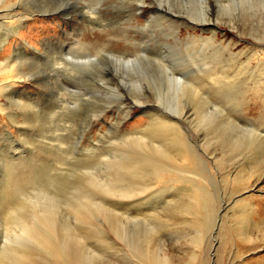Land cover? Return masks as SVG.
Listing matches in <instances>:
<instances>
[{"label": "rangeland", "instance_id": "obj_1", "mask_svg": "<svg viewBox=\"0 0 264 264\" xmlns=\"http://www.w3.org/2000/svg\"><path fill=\"white\" fill-rule=\"evenodd\" d=\"M15 2L18 14L34 17L2 46L0 59L22 43L40 50L22 67L46 83L30 82L19 97L0 99L19 122L0 113V199L11 176L31 172L34 179L11 204L22 194L26 208H50L70 243H96L114 264L126 242L138 238L152 239L173 264L194 251L195 264H208L218 249V264H264V10L228 0H0V8ZM191 54L204 61L191 57L195 66ZM54 60L63 69L54 70ZM191 81L203 82V90ZM163 115L180 121V135L210 185L201 248L191 244L199 233L180 174L156 180L142 173L127 188L130 171L118 167L139 150L141 141L131 138L145 134L149 152L159 144ZM117 176L124 186L117 187ZM244 198L255 212L252 243L239 241L235 226L234 206ZM221 224L228 235L223 246ZM26 244L33 247L12 245ZM38 254V262L51 261Z\"/></svg>", "mask_w": 264, "mask_h": 264}, {"label": "bare ground", "instance_id": "obj_2", "mask_svg": "<svg viewBox=\"0 0 264 264\" xmlns=\"http://www.w3.org/2000/svg\"><path fill=\"white\" fill-rule=\"evenodd\" d=\"M2 1L4 2L5 0H1V2ZM228 1L230 2L240 1L244 3L246 2L247 4L250 5L251 7L250 9L255 13L262 12V9L264 10V0H228ZM14 5L18 6L17 3L15 2L3 8H0V50L2 46H4V44L10 43L9 41L11 37L15 38L16 36H18L20 34L19 33L20 29L25 25V23L29 19L34 17V15H22L20 13L18 14L15 10L16 8H14ZM212 34L215 36L216 32L212 31ZM214 36H212V38ZM201 38H198V39L202 40ZM204 41L205 40H203V42ZM13 50L14 52L12 51L13 52L12 55H10L9 57L5 59H0V99L3 97L4 98H11L15 96L19 97L20 92L26 87L27 84L29 85L30 82H33V83L37 82L38 84H42V85L43 84L45 85L46 83V80L45 81L40 80L39 78H38L39 80H36V79L31 80L32 79L31 76L27 74L23 70V67H22L26 65V62H27L26 59L27 60L28 58L31 59V57L35 59L36 58L35 56L38 53L40 54V50H37L29 46L28 44H23V43L20 44L19 46H16ZM97 52H100V50ZM19 56L22 58H20ZM199 56L200 55L193 56L191 54L190 58L192 57L195 59V61H198L197 58ZM91 58H92V55H91ZM90 59L88 61H90ZM194 59L192 60H193L194 65L196 66V64L198 63H196ZM202 60L204 61V58H201L199 61H202ZM54 62H55L53 65L54 70L58 71V69H63L61 67L62 65H65V63H62L61 61H58V60H54ZM172 80H174V77ZM201 81L199 82L191 81L192 82L190 83L191 88L194 90L197 89L198 91L203 90L204 85L202 84L203 82L201 83ZM53 83H56V82H53ZM59 90L60 89L57 88L53 92L57 93ZM254 95L255 96L259 95V91L258 93H255ZM3 106H5V104L2 103V101L0 100V113L2 115H5L6 118L11 123H19L13 119L14 116L12 113H7L6 109ZM162 119L163 120H161L160 122V129L157 132H155V134L157 133L156 136H158V134L161 135L163 138V141H159L162 138L157 140L159 137H157V139H155L156 137H154L153 139L157 140L159 144L156 146H153L152 152H149L148 149H144V145L147 146L146 143H143L145 141L142 142L143 140L142 137H145V134L144 135L140 134L143 136L131 138L132 140H136L134 141L135 143L137 141H139L140 143L141 141V144L139 145L136 144L139 147V150L137 149L135 153L134 152L128 153L125 157V160L118 163V167L123 169L122 170L123 172L126 171L125 173L127 174L130 171V175L128 176L129 178L135 175L139 176V174L141 175L143 173L145 175L150 174L156 180H162L165 175L172 174L173 173L172 171H174L176 174H180L181 176H179V178H181V181H183L184 184H189L188 185L189 190L193 196L192 203L194 205L191 207L192 208L191 213L193 216L192 224L197 228L198 233H199L196 238L191 240V244L194 245L196 248H201V245L203 243L201 233L203 232V229L207 224L203 212L206 209V206L208 204V197L210 194V191H209L210 185L207 181V178H206L207 176L205 177V174L203 173L205 170H204V167L200 164L201 162H200L198 155L189 150L188 144L185 142L184 138L180 135V131H179L180 121L174 118L165 117V116ZM164 126L170 128V130L165 131L163 129ZM151 137L149 138L150 142L153 141ZM155 143L156 141L155 142L153 141L150 145L155 144ZM147 151L149 152V154L147 153L146 155H144L145 152ZM172 164L174 165L172 166ZM119 172L116 175L119 174L120 176ZM122 175L124 176V174ZM119 176H117L115 180L116 181L115 184L117 185V187L118 186L120 187V185H123L124 183L122 184V182H124L125 180L123 179L121 182L117 181V178ZM142 177L143 176L141 175L140 178ZM120 178H123V177H120ZM136 178L134 177V180ZM33 179H34V176L31 172L21 171L19 172V174L17 173V175L15 174V176L13 177L11 176V178H9L8 180V183L6 184L5 196H3L0 199V214L3 216L2 217L3 218L2 219L3 233H4L3 237L4 239H6V241L4 242V245L1 247L0 264H45L40 260V257H39V260L41 263L36 260V256L39 255L38 253L40 250H42V252L48 256L47 260H51L47 264H114L112 262L114 259L110 260L111 258L109 257V255L105 254L102 251V248L101 250H99V248L96 247V243H90V244H85V245H83V243L82 244L75 243V242L70 243L69 239L67 238L68 236L64 234V232L61 231L60 229H57V227L55 228V221L53 220V217H52L53 213L50 208L49 209L42 208L39 211H36V209H28L26 208L25 204L24 205L20 204V202L26 199V196H22V194L19 198V203L14 204V205L11 204V196L19 193L22 187L25 184L32 182ZM132 179L131 180L128 179L130 183L128 181L129 184L127 185V188L129 187L131 183L133 184L134 180ZM118 180H121V179L118 178ZM171 181L174 183L175 181L179 182L178 180H175V181L171 180ZM118 182H120L121 184L118 185ZM138 184H140V182H138ZM132 187L130 188L132 189ZM116 188H115V192L118 189ZM124 190L125 189H121V192L124 193L125 192ZM132 190H134V188ZM127 193H131V191H128ZM84 195L82 196L87 198L88 195L87 194H84ZM39 196L46 200L48 199L47 198L48 196L46 195L39 194ZM50 198L52 199L53 197H51L50 195L49 199ZM87 202H89V198ZM80 204L78 203V206ZM247 205H248V199L246 198L238 200L235 203L234 207L237 208V211L235 213L234 219L236 222L235 226H238V230H240L238 231L239 232L238 233L236 229L239 241H242L243 243L244 242L252 243L253 241L249 237L250 232L248 231L250 229V225L252 226V223H253L252 217L255 215V212H253V210H249L248 209L249 206ZM78 206L75 208L76 210H78L79 208ZM78 211H81L80 208ZM226 229L227 227L225 224L223 225L221 224V226H219L218 236H220L221 246H223V244L224 245L227 244L228 235H225ZM22 241H28V243L31 242V244H33V247L31 246V248H29V245L27 244H26L27 247L26 246L20 247V246L12 245L13 243L19 244ZM23 245L25 244L23 243ZM125 247L127 251L125 252L123 258L115 259L116 262H120L117 264H131L132 263L131 260H134L136 262L135 264H173L171 257L168 254L164 253L159 245L154 246L152 244V239L145 238L143 242L140 241V238L134 241L133 240L127 241L125 244ZM219 251L220 249H218L217 254L212 256L211 259L208 258L209 259L208 264H218L217 261L219 257L218 255ZM238 253H241V252L238 251ZM198 258H199L198 253L194 251L191 254V256L188 258V260L184 262V264H195L199 260ZM106 259H108L110 262L106 263L107 261Z\"/></svg>", "mask_w": 264, "mask_h": 264}]
</instances>
